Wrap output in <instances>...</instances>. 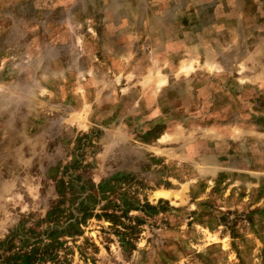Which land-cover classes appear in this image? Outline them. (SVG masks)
Returning a JSON list of instances; mask_svg holds the SVG:
<instances>
[{
  "label": "rangeland",
  "instance_id": "obj_1",
  "mask_svg": "<svg viewBox=\"0 0 264 264\" xmlns=\"http://www.w3.org/2000/svg\"><path fill=\"white\" fill-rule=\"evenodd\" d=\"M0 264H264V0H0Z\"/></svg>",
  "mask_w": 264,
  "mask_h": 264
}]
</instances>
